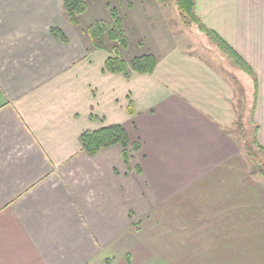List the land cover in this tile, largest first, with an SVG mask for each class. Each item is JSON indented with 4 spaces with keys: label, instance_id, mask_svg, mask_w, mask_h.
Instances as JSON below:
<instances>
[{
    "label": "crops",
    "instance_id": "1",
    "mask_svg": "<svg viewBox=\"0 0 264 264\" xmlns=\"http://www.w3.org/2000/svg\"><path fill=\"white\" fill-rule=\"evenodd\" d=\"M119 1L105 6L143 48L122 57L154 54L152 74L105 72L113 54L62 0H0V264H264V180L246 159L264 156V0H195L253 75L197 25L218 64L164 44L170 0ZM112 124L141 145L129 164L120 145L82 148Z\"/></svg>",
    "mask_w": 264,
    "mask_h": 264
},
{
    "label": "trees",
    "instance_id": "2",
    "mask_svg": "<svg viewBox=\"0 0 264 264\" xmlns=\"http://www.w3.org/2000/svg\"><path fill=\"white\" fill-rule=\"evenodd\" d=\"M89 0H62L63 11L66 19L72 26L78 27L84 23V15L88 9ZM159 2H168L169 0H156ZM179 10L181 20L187 27L197 25L199 29L205 32L209 37L215 40L224 52L230 53L235 62L245 71L253 75L249 66L233 51H231L223 40L214 32L206 28L196 16L195 0H175ZM111 21L99 20L86 27L92 47L97 50L109 51L110 43H114L112 56L105 62V72L121 74L125 79L130 80L134 73L152 74L158 64L157 58L152 53L143 54L126 60L122 57L123 52L129 49V39L124 27V18L120 10L116 7L110 8ZM52 33L56 38L66 40L65 34L58 27L52 28ZM127 111L129 114H135L133 103L130 102ZM80 143L83 150L89 155H94L102 149L120 145L123 148V159L129 164L132 153L139 151L140 143L131 144L128 133L123 125L112 124L103 126L94 131H86L80 136ZM256 142V141H255ZM251 159L261 165L264 172V165L258 156L250 153Z\"/></svg>",
    "mask_w": 264,
    "mask_h": 264
},
{
    "label": "rangeland",
    "instance_id": "3",
    "mask_svg": "<svg viewBox=\"0 0 264 264\" xmlns=\"http://www.w3.org/2000/svg\"><path fill=\"white\" fill-rule=\"evenodd\" d=\"M107 1H109V0H89L88 1V12L86 13V15H84V25L85 26H88L90 24L95 23L96 19H97V21H99V19L104 20L102 18V16L104 14H107V13H109V18L108 17L105 18V21H109L111 19L110 8H112L113 6H108V5L105 6ZM111 1H114V2L118 1L120 3L119 0H111ZM114 2H112V5ZM169 4L171 5L170 11H168L171 31L165 32L164 44H166V43L167 44H174L171 42H176V43H179V44L184 45V46H191V44H193V46L191 47L192 51H194L195 53H199L200 55L203 54L205 56V58H207L209 61L214 62L215 64H218L217 59L214 58L215 52L213 51V49L211 47H209V46L207 47L206 43H207V41H209L208 36L206 34H204L203 32H200L197 29V27H195V26H192L191 28H186L182 23L179 24L178 23V21H179L178 13L179 12H178L175 4H174V0H170ZM91 5H93V7H91ZM118 5L120 6V4H118ZM114 7H118V6H114ZM127 35H128L129 43L131 46L127 51L123 52V54L125 56H134L138 53V51H140V49L142 47L139 45H136V43L133 40L134 37L132 36V34L129 33V30H128ZM109 46H110V44H109ZM112 48H110V50L106 51V52H112V50H111ZM240 72L245 78H249L247 76V74L243 73L242 71H240ZM249 134H250V132H249ZM240 139H241V137H240ZM250 139H251V137L249 138V140ZM248 143L249 142H247V144ZM256 152H257V154L260 155V156L258 155V157L260 158V161L264 165L263 154L257 150H256ZM132 154H134V152ZM246 159H247V163H248L249 167H251L252 170L254 169L255 173L258 174V172H259V174L262 175L263 180H264V172H262V170H261V165L255 163V160H250L248 156H246Z\"/></svg>",
    "mask_w": 264,
    "mask_h": 264
}]
</instances>
